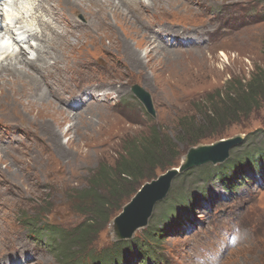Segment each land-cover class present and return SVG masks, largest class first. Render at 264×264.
I'll use <instances>...</instances> for the list:
<instances>
[{"label":"rangeland","instance_id":"1","mask_svg":"<svg viewBox=\"0 0 264 264\" xmlns=\"http://www.w3.org/2000/svg\"><path fill=\"white\" fill-rule=\"evenodd\" d=\"M54 1L88 23L53 44L58 58L50 65L64 77L51 81L58 89L45 88L23 59L0 67V264H61L27 236L34 226L25 225H48L67 235L87 217L80 198L92 191L109 204L107 213L80 236L99 223L88 247L107 249L117 238L111 222L134 192L151 176L180 167L193 146L240 136L229 159L264 148V101L237 113L227 99L244 97L264 72V0H142L137 7L123 0ZM60 12L67 22L74 17ZM135 83L152 95L156 117L133 94ZM42 91L50 102L38 99ZM154 159L165 168L151 171ZM221 164L182 172L155 205L152 231L168 219L170 203L188 192L202 193L203 187L215 198L194 208L195 226L183 222L163 232L160 248L168 264H264V178L230 194L211 175L218 168L223 179L231 176L228 163ZM116 165L137 166L143 179L124 181L121 189L96 188L99 171Z\"/></svg>","mask_w":264,"mask_h":264},{"label":"trees","instance_id":"2","mask_svg":"<svg viewBox=\"0 0 264 264\" xmlns=\"http://www.w3.org/2000/svg\"><path fill=\"white\" fill-rule=\"evenodd\" d=\"M212 98L213 97H211V99ZM227 99L231 102L232 106L233 104L236 105V109L231 112L238 111L237 113H244L247 109L253 107L256 102V104H258L259 100L264 101V72H261L256 75V77L253 79V82L250 84L249 90L246 91L244 97H238L239 100L236 101L237 98H231V95L227 94ZM213 103H216V101H213ZM243 105L245 106L243 107ZM159 143L160 142L158 141V144H156L158 148L160 147ZM160 160L161 159H154L153 161H150L149 165L151 167V171H156L157 168H165L166 165L164 166V163L166 162L162 163V161ZM227 163L228 165H226L224 169L229 170L231 174L230 177L223 179L221 172H217V169L220 168L222 165L217 166L218 168L216 169L215 173L211 174L212 177L216 176L218 181H222L224 184H231L234 176L239 175L240 173L246 172V174L251 173L254 175H264L263 155L255 156V153L249 152L247 155L245 154L243 158H233L228 160ZM132 166L134 167V169L128 168L125 165H116L115 168L107 167V169L102 171V173L101 171H99V173L96 175L98 177V183L96 184V188L102 189L103 187H105L108 190V186L109 188L115 187L121 189L124 181L130 180L136 183L139 182L143 179V176L141 174L138 175L141 169H138L137 166ZM223 172L225 173L226 171ZM118 177L121 178V181L117 180ZM154 178L155 176L153 175L151 176L150 180ZM90 190L93 189L91 188ZM202 190L204 191L199 194H189L184 201L178 199L181 202L180 204H177L176 209L173 208L174 214H181L184 211L190 212L191 210L189 209H191L192 207L194 208L197 205L205 203L206 200L202 195H204L203 192H205L206 190L204 188ZM96 194L97 192L93 193L92 191L87 194H84L80 198V201L82 202V212L87 215V221L83 225H80L75 233H71L69 235L64 236L65 243L61 245L59 253L62 255L63 258L67 260V263L72 262L75 264H88L87 262L90 260L92 264H118L120 261L119 258L122 256L124 250L126 249L124 247L126 243L120 242L116 244L117 246L114 250L106 252V254L103 256H98L91 252V256L89 255V257H87V255L86 257H84L86 253L85 249L88 248V246L93 242L94 234L96 233L97 229H99V226L103 221L102 219H104V213H107V205H109L108 203L106 205L99 202L98 198L96 197ZM123 194L124 193L118 194L116 200L120 199ZM187 203L189 205H187ZM174 217L175 215L172 216V218ZM92 222H99L100 224L98 223L97 225H95L96 227L91 229L86 236L81 237L80 234L82 230ZM27 223L34 225V223ZM163 232L164 231L161 228L155 229V231L150 230L147 234L143 235L141 240L138 242L137 247H132L133 251L135 250L137 251V253L140 251L143 254L144 260L148 258L150 254H152V256L154 255V257L157 258L155 264H164L165 255H163L159 251H156V247L160 245L162 238L164 237ZM58 235L59 233L55 231L53 234H51V237L55 238L58 237ZM83 251L85 252L83 253Z\"/></svg>","mask_w":264,"mask_h":264},{"label":"bare ground","instance_id":"3","mask_svg":"<svg viewBox=\"0 0 264 264\" xmlns=\"http://www.w3.org/2000/svg\"><path fill=\"white\" fill-rule=\"evenodd\" d=\"M65 1H67L73 5H81V3H77L74 0H65ZM95 1H97V0H95ZM101 1H105V2L110 1V2L115 3V0H101ZM123 1L131 2V4L132 5L135 4L136 7L140 3V1H138V0H130V1L129 0H123ZM84 2L88 3L87 0H84ZM110 2H109V4H110V6H112L113 3H110ZM17 3H19V0ZM21 4L16 5L17 6L16 15L19 13H22L23 18H26V15H28L30 17V21H33V22H34V20L37 21V23L41 29V31L39 33H34L35 34L34 36L38 41V45L36 48L37 56L34 60H30L27 58L26 54L23 53L22 51H20L19 53L15 54V55L14 54L13 55L8 54L5 61L0 60V67H3L7 64H10L9 63L10 61H14L16 59H23V61L29 62L30 68L37 72V74L41 77L42 81L46 82L45 88H47L49 91L53 92V91L57 90L58 88L53 86L51 81L52 82L53 81L54 82H63V79H64V77L62 78L60 76V69L54 68L52 65H50V63H52L53 56L55 57L54 59L58 58V54H56L58 52L56 50V47L53 44H55L57 41H59L61 38H63L65 34H67L69 32L77 33L81 29V27H84L85 29L88 28V23L86 21L80 22L79 21L80 19L75 18V16H77V14L71 13V11H69L70 10L69 8L61 7L54 0H26V3L23 6H21ZM65 4H66V2H65ZM59 10L65 11L66 15H70V16H74V17L73 18L70 17V20L68 22L65 21L64 19H60L59 13H58ZM9 15L11 17L13 15L12 12ZM15 22L20 23L22 21L16 20ZM3 30H5V29H3ZM5 47H7V46L0 43V51L3 54L7 53V52H5L6 51ZM13 53H15L14 50H13ZM79 58H81V57H79ZM14 67H15V65H14ZM15 70H16L15 72H17L20 69H16V67H15ZM2 76L5 77L4 74ZM13 78H14V76H13ZM64 83H66V82L64 81ZM51 95H53V94H51ZM38 99H43V101H45V102L51 101V98L48 96V94L46 92H43V91L41 92V96ZM61 101H62V97H60V102ZM36 102H38V101H36ZM39 103H42L41 106L44 109H47V107L50 106V105H43V102H39ZM0 141H1V139H0ZM14 147L15 148L19 147V145L14 146ZM253 180H257V178L250 177V181L252 182ZM8 190H9V188H6V191H8Z\"/></svg>","mask_w":264,"mask_h":264},{"label":"water","instance_id":"4","mask_svg":"<svg viewBox=\"0 0 264 264\" xmlns=\"http://www.w3.org/2000/svg\"><path fill=\"white\" fill-rule=\"evenodd\" d=\"M138 96L148 105L150 104L149 96L140 90ZM241 142L240 136L221 140L219 142L209 145H199L192 147L188 154L185 155L183 165L181 169L173 168L169 170L165 175L160 176L158 180H154L151 183L148 182L138 193L137 197L133 199L132 206L128 208L129 213L123 214L120 218L116 219V223L124 225L125 217L126 220L130 221L133 215L140 213L138 224L132 227L131 232L140 226L147 224V217L156 201L162 199L168 192L172 180L181 171L189 168L200 166L208 162L217 164L224 162L230 156V150L232 147Z\"/></svg>","mask_w":264,"mask_h":264}]
</instances>
